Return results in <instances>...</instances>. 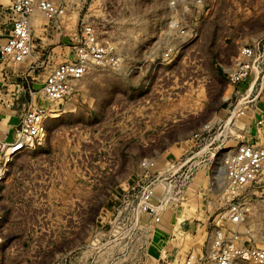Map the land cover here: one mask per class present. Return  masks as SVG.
I'll return each mask as SVG.
<instances>
[{
    "label": "rangeland",
    "instance_id": "obj_1",
    "mask_svg": "<svg viewBox=\"0 0 264 264\" xmlns=\"http://www.w3.org/2000/svg\"><path fill=\"white\" fill-rule=\"evenodd\" d=\"M169 1L56 0L57 17H34L31 55L0 60V140L11 141L24 110H47L45 135L10 163L0 189V264H213L214 237L232 232L225 160L264 113V74L234 86L229 73L242 40L264 31V6L252 28L225 17L220 0L199 39L167 64ZM10 2L1 4L8 34ZM88 25L117 64L91 66L71 97L47 99V75L77 58ZM236 106L246 113L236 117ZM150 182L169 196L160 222L134 211L133 197ZM235 201L247 212L240 239L263 248L264 183Z\"/></svg>",
    "mask_w": 264,
    "mask_h": 264
},
{
    "label": "built area",
    "instance_id": "obj_2",
    "mask_svg": "<svg viewBox=\"0 0 264 264\" xmlns=\"http://www.w3.org/2000/svg\"><path fill=\"white\" fill-rule=\"evenodd\" d=\"M10 11L15 16L12 30L7 41L0 48V60L4 62H24L33 51L32 27L36 14L43 13L55 18L62 13L56 0H10ZM170 9L174 19L170 21L161 34L166 37V47L161 58L171 64L181 58L184 52L200 37L203 22L220 7V0H170ZM224 15L229 20L241 18L242 21L255 23L252 28L261 25V19L255 17L254 9L261 10L264 0H225ZM260 12V11H259ZM258 14V13H257ZM263 16V15H262ZM255 17V18H254ZM255 19L257 21H255ZM264 25V22H262ZM256 25V26H255ZM253 31V29L251 30ZM83 41L77 47V58L54 66L47 75L42 92L51 101H63L71 97L77 82L88 75L91 66L97 68L113 67L117 64V54L101 42L92 25L84 27ZM237 62L229 73L232 85L243 84L253 72L264 74L261 60H264V31L256 32L242 40ZM245 102L249 103L248 96ZM47 110L35 107L24 110L14 130L11 141L0 140V189L7 184L10 163L27 153L46 133ZM234 115L246 113V106H236ZM256 131L237 144L234 151L225 160L226 183L230 202V236L218 232L211 243L213 264H237L239 260H249L254 264H264V247H248L240 239L242 225L247 218L245 208L235 201L239 192L249 186L264 183V113L256 119ZM208 127V126H207ZM200 136V134H196ZM156 165L153 159H147L144 166ZM130 198V196H128ZM169 196L158 197L154 183L150 182L133 197L134 211L148 214L153 221H161V207L167 204ZM129 202V201H128ZM2 216L0 213V230ZM248 242H251L249 239Z\"/></svg>",
    "mask_w": 264,
    "mask_h": 264
},
{
    "label": "crops",
    "instance_id": "obj_3",
    "mask_svg": "<svg viewBox=\"0 0 264 264\" xmlns=\"http://www.w3.org/2000/svg\"><path fill=\"white\" fill-rule=\"evenodd\" d=\"M2 2H3V0H0V21H1V19H3V12L2 11L5 10V7H2V5H1V4H3ZM8 30H9V28L4 26L3 22L2 23L0 22V48L7 41V38L9 35Z\"/></svg>",
    "mask_w": 264,
    "mask_h": 264
},
{
    "label": "bare ground",
    "instance_id": "obj_4",
    "mask_svg": "<svg viewBox=\"0 0 264 264\" xmlns=\"http://www.w3.org/2000/svg\"><path fill=\"white\" fill-rule=\"evenodd\" d=\"M260 226V225H259ZM263 227H264V225H263Z\"/></svg>",
    "mask_w": 264,
    "mask_h": 264
}]
</instances>
